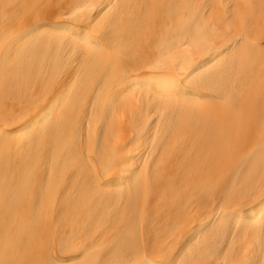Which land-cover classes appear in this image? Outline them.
I'll use <instances>...</instances> for the list:
<instances>
[{"label":"bare ground","instance_id":"bare-ground-1","mask_svg":"<svg viewBox=\"0 0 264 264\" xmlns=\"http://www.w3.org/2000/svg\"><path fill=\"white\" fill-rule=\"evenodd\" d=\"M0 264H27L24 0H0Z\"/></svg>","mask_w":264,"mask_h":264},{"label":"snow or ice","instance_id":"snow-or-ice-1","mask_svg":"<svg viewBox=\"0 0 264 264\" xmlns=\"http://www.w3.org/2000/svg\"><path fill=\"white\" fill-rule=\"evenodd\" d=\"M53 104V111L55 108L59 106V98L55 96L52 100ZM83 252H70L68 253L62 260L58 262V264H76V261L80 260L82 257ZM157 264H175L174 259L167 258V255L161 257V259L157 262Z\"/></svg>","mask_w":264,"mask_h":264}]
</instances>
